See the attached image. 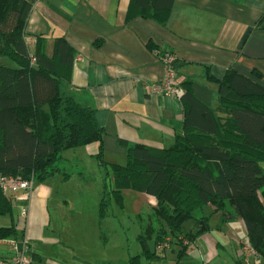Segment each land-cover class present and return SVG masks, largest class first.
<instances>
[{
	"label": "trees",
	"instance_id": "16d2710c",
	"mask_svg": "<svg viewBox=\"0 0 264 264\" xmlns=\"http://www.w3.org/2000/svg\"><path fill=\"white\" fill-rule=\"evenodd\" d=\"M174 2L130 0V5L148 13L145 17L160 18L171 12ZM31 9L26 0H0V58L15 65L0 66V175L44 182L62 173L57 163L65 151L100 143L96 158L113 180V186L104 183L99 204L103 239H108L104 222L112 198L122 203L124 191L134 190L158 200L154 217L159 228L149 226L138 235L143 251L132 256L130 264H141L142 258L163 259L175 246L179 264L197 238L210 230L209 221L217 213L224 222L244 221L246 243L259 253L258 264H264V204L260 199L264 197V87L230 71L222 81H215L221 103L212 109L185 82L180 98L185 106L184 135L162 149L120 141L127 149V163H108L105 130L96 110L61 91L63 78L68 79L62 70L71 68L75 52L59 38L50 57L40 45L31 53L24 36ZM258 28L264 30V15ZM32 56L36 58L33 64ZM63 174L66 179L71 176ZM12 212L11 196L0 189V217ZM191 221L196 223L195 231L185 230ZM151 236L154 247L149 243ZM0 239L20 240L23 235L16 226H0ZM164 242L169 248L157 251ZM241 263L242 258L236 262Z\"/></svg>",
	"mask_w": 264,
	"mask_h": 264
},
{
	"label": "crops",
	"instance_id": "0c3cea01",
	"mask_svg": "<svg viewBox=\"0 0 264 264\" xmlns=\"http://www.w3.org/2000/svg\"><path fill=\"white\" fill-rule=\"evenodd\" d=\"M26 1L32 6L24 35L31 53L40 45L50 57L59 38L73 48L75 59L71 68L62 70L68 79L63 78L61 91L96 110L105 130L104 159L108 163H127V149L120 141L162 149L184 135L181 99L149 91L150 84L160 83L165 76L160 56L166 51L178 57L181 85L190 82L193 94L212 109L221 103L215 81H222L230 71L264 87V30L258 28L264 0H175L171 12L160 18L145 17L148 13L131 8L130 0ZM6 59L0 58V66H15ZM77 149L74 155L97 160L100 143ZM50 193L44 184L30 195L20 193L13 198L11 217H0L1 227L16 226L28 240L33 264H119L107 256L93 261L88 252L78 249L79 240L51 229ZM144 196L155 209L156 197ZM260 199L264 204V197ZM23 208L26 218L21 215ZM221 222L220 229L226 224L230 230L224 236L234 243L237 255H230V264H236L247 241L245 223L241 219L224 222L223 218ZM195 224L188 222L185 230L195 231ZM100 236L103 243L108 241ZM222 237L210 227L190 247L187 257L193 261L188 264H210L221 254L228 255ZM9 256V249L0 244V262Z\"/></svg>",
	"mask_w": 264,
	"mask_h": 264
},
{
	"label": "rangeland",
	"instance_id": "374dc122",
	"mask_svg": "<svg viewBox=\"0 0 264 264\" xmlns=\"http://www.w3.org/2000/svg\"><path fill=\"white\" fill-rule=\"evenodd\" d=\"M6 60L12 63L9 59ZM78 151L79 149L74 148L64 152V159L57 163L62 169V173L58 172L54 178L44 182L35 181L34 188L40 184L51 188L48 203L49 214L53 221L51 229L59 230L62 234L66 232L71 238L79 240L78 249L88 252L93 261H97L96 259L102 256H107V258L119 261V264H130L131 256L143 251L137 239L138 235L145 232L149 226L155 229L159 228L154 217V209L147 205L144 194L138 191L124 192L122 203L112 198L110 215L104 222L108 241L103 243L98 224V207L103 194L104 183L107 182L113 186V180L94 158L89 155H74ZM74 156H77L78 159L73 161ZM63 173L71 174V176L66 179ZM9 217L11 216L8 215L5 219ZM221 218V213L213 215L209 221V226L215 235L222 234V238L228 246L229 254H221L210 264H230L233 262L230 260V255L233 258L237 255L234 243L227 238L230 230L226 228V224L220 229L223 223ZM149 243L154 247V237L149 238ZM177 254L178 247L175 246L173 250L166 251L165 258L161 259V262H156L158 260L148 261L146 258H142L141 264H176ZM190 261L193 259L185 256L179 264H188Z\"/></svg>",
	"mask_w": 264,
	"mask_h": 264
},
{
	"label": "built area",
	"instance_id": "2783aa9c",
	"mask_svg": "<svg viewBox=\"0 0 264 264\" xmlns=\"http://www.w3.org/2000/svg\"><path fill=\"white\" fill-rule=\"evenodd\" d=\"M32 64L35 63L36 58L31 57ZM165 67V76L160 83H153L149 85V91L151 94L158 96H171L180 99L184 90L181 87V83L178 79L176 70V62L178 57L171 51H166L160 56ZM35 186V179H23L20 177H4L0 175V189L6 195L11 196L12 202L20 193L30 195ZM24 218L27 217V209H22ZM0 244L6 246L10 251L8 261H2L0 264H33L32 259L29 256V243L27 239H0ZM185 244H188L186 241ZM169 245L164 242L157 246V251L168 249ZM242 263L241 264H258L260 262V255L257 250L251 245L244 243L242 246Z\"/></svg>",
	"mask_w": 264,
	"mask_h": 264
},
{
	"label": "water",
	"instance_id": "95a60500",
	"mask_svg": "<svg viewBox=\"0 0 264 264\" xmlns=\"http://www.w3.org/2000/svg\"><path fill=\"white\" fill-rule=\"evenodd\" d=\"M203 223V222H202ZM205 228V227H204Z\"/></svg>",
	"mask_w": 264,
	"mask_h": 264
}]
</instances>
